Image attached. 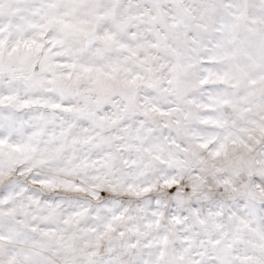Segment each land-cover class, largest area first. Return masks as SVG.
<instances>
[{
  "label": "snow or ice",
  "instance_id": "6c2138e0",
  "mask_svg": "<svg viewBox=\"0 0 264 264\" xmlns=\"http://www.w3.org/2000/svg\"><path fill=\"white\" fill-rule=\"evenodd\" d=\"M0 264H264V0H0Z\"/></svg>",
  "mask_w": 264,
  "mask_h": 264
}]
</instances>
